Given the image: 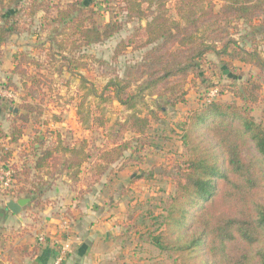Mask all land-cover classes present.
Returning <instances> with one entry per match:
<instances>
[{
	"label": "trees",
	"instance_id": "16d2710c",
	"mask_svg": "<svg viewBox=\"0 0 264 264\" xmlns=\"http://www.w3.org/2000/svg\"><path fill=\"white\" fill-rule=\"evenodd\" d=\"M110 2L101 5L109 10ZM116 7L140 25L116 46L112 60L116 62L130 48L145 51L137 66L142 83L130 91V82L118 76L110 79L105 87L108 95L99 105L116 101L129 112L110 131L106 119L97 117L91 125V114L82 112L92 91L77 107L83 129L92 130L97 124L105 132L107 142L99 157L105 165L96 167L97 175L126 159L142 158V153L152 147L149 131L153 122L167 107L187 102V82L192 74H198L208 55H216L227 70L239 61L264 72V58L259 52L241 47L229 35L234 22L242 21L252 29L264 28V0H121ZM97 8L95 3L85 6L82 0H0V48L38 18L43 30L51 28L48 55L61 57L63 65L58 73L73 75L87 70L92 56L85 50L111 40L125 24L118 12L99 23ZM24 18L32 21L27 23ZM143 20L147 21L145 27L141 25ZM31 57L26 53L15 55L17 63L11 73L21 78L25 96L18 105L23 112L11 118L8 135L0 131V138H9V147L0 145V165L12 166L15 186L21 182L28 185L22 192L32 199L31 206L41 208L46 192L59 178L60 167L72 171L69 176L76 182L81 166L92 157L84 152L86 144L71 147L60 133L48 146L45 140L32 145L29 154L33 160L25 158L24 147L19 152L12 148L28 136L31 123H41L45 111L40 93L47 88L43 82L47 76L40 74L41 62ZM32 65L39 69L36 75L30 73ZM242 78L238 75L235 79H240V84L233 82L227 87L234 100H208L179 123L186 160L172 173L174 191L153 238L155 246L174 259V264H264V120L251 113L252 107L264 105V88ZM10 87L19 90L8 77L3 88ZM157 89L163 102L159 111H138L146 94L152 95ZM5 103L3 110L13 114L11 109L17 103ZM56 121L61 122V118ZM251 145L255 153L246 155ZM15 152L23 162L20 168L9 163Z\"/></svg>",
	"mask_w": 264,
	"mask_h": 264
},
{
	"label": "rangeland",
	"instance_id": "374dc122",
	"mask_svg": "<svg viewBox=\"0 0 264 264\" xmlns=\"http://www.w3.org/2000/svg\"><path fill=\"white\" fill-rule=\"evenodd\" d=\"M55 1L57 2V0ZM104 1L106 0H82L85 6L92 3L98 6L97 10L100 12L98 21L101 24L112 18L119 11L116 5L118 1L121 2V0H111L109 4L111 8L105 10L106 8H103V5H101ZM124 15L118 12V18L125 22L123 30L103 44L88 47L85 53L92 56L87 62L89 67L87 70H79L73 75L65 71L62 75L58 73L60 66L63 65L61 57L51 58L48 55L49 45H47V40L49 35H51V28L46 27L43 30L39 22L25 25L22 35L12 37L0 48V92L14 95V98L10 100L15 101L16 105L21 101V97L25 96V92L20 83L21 78L13 76L11 73L17 63L15 55L26 53L30 57L32 56L31 58H34L35 61H40L43 67L40 70V74L47 76L46 79H43L47 88L40 93L41 98H44L42 105L45 109L44 115L40 120L41 123L37 125L31 123L27 130L28 136L23 140V143L16 146L17 149L19 147L26 149L25 158L28 157L32 145L40 140H45L46 144L49 145V143L55 140L56 135L59 133L58 131H63V135L65 136L63 138L66 143L78 145L83 143L84 140L86 142L89 141L88 144L93 150L104 147L107 142V139L104 137L105 132L100 130L96 126L97 124L94 125V129L87 130L83 129L81 124L78 123L77 107L84 95L89 91H92V95L88 98L82 112L91 114L90 124L93 122V119L103 117L107 121V131H110L115 123L126 119L129 112L118 102L112 101L99 105L102 97L104 98L108 95L105 92L106 85L115 76L130 82L132 84L130 91H135L137 86L142 83L137 66L141 63L145 51H137L130 48L116 62L112 60L116 46L122 40L131 36L140 25L138 20H130L124 17ZM146 23L147 21L143 20L141 25L145 27ZM256 23L258 25L260 21H256ZM28 32L38 35V38L32 37ZM229 35L241 47L256 50L264 58V28L252 29L242 21L234 22L229 30ZM253 36H256V41H252ZM30 45H39V48L33 50L30 48ZM64 54H67V52H64ZM224 59L228 60L227 58ZM233 65L234 68L232 70H227L216 55H208L205 58L204 64L199 67L198 74H192L187 82V102L175 108L167 107L164 112L159 113V120L153 122L152 128L149 131V141L152 143V147L142 153V158H135L137 159L135 161L136 164L131 169L129 175L134 173L137 176L141 175L142 171H148L147 173L151 177L156 176L158 179V182L154 184L155 188L158 189V195H153V204L146 208V210H152L155 214V229L159 228L158 225L162 221L166 201L174 191L172 173L178 164L186 160V151L182 144L179 123L183 122L191 111L199 108L208 100L214 98L224 102L234 100L233 95L227 90V87L233 82L240 84L241 80L235 79L238 75L243 76L242 81L251 79L261 84L264 88V72L239 61H234ZM30 67L31 75H36L39 72L37 66L32 65ZM80 76L84 80L80 79ZM8 77L13 78L15 84L19 87L18 91L12 87L9 88L10 90L3 88L7 84ZM159 93L160 89L152 92V95H149L148 92L143 103L137 106V110L143 114H146L148 111L158 112L159 107L163 104ZM5 100L7 99L2 100L0 98L2 104L5 103ZM10 100L8 99L7 101ZM238 102L240 103V101ZM4 112V115L0 118V124L2 127H10L13 114L5 110ZM251 113L256 119L264 120V105L252 107ZM56 118H61V122H57ZM34 130L37 132H34ZM249 153H255L253 145L246 152V155ZM155 169H160L157 175H155ZM1 191L7 192L0 188ZM167 257L169 262L166 264H174V259L168 255Z\"/></svg>",
	"mask_w": 264,
	"mask_h": 264
},
{
	"label": "crops",
	"instance_id": "0c3cea01",
	"mask_svg": "<svg viewBox=\"0 0 264 264\" xmlns=\"http://www.w3.org/2000/svg\"><path fill=\"white\" fill-rule=\"evenodd\" d=\"M23 21L29 23L32 20L24 18ZM38 22L35 18L34 23ZM30 35L38 38L36 34ZM30 48L36 50L39 45H30ZM53 48L57 50L56 46ZM5 106L6 103L0 102V118ZM22 112L19 109V113ZM0 128L8 135L10 127ZM58 132L65 141L63 131ZM8 140L0 138V145L9 147ZM88 143L84 140L78 145L68 142L71 147L86 144L84 152L92 158L81 166L76 182L69 176L72 171L61 166L59 178L43 198V207L34 208L31 202L18 218L6 203L11 199L27 198L22 191L29 186L21 182L11 191L0 192V264H52L58 251L66 245L69 251L64 264L169 262L167 254L153 241L157 233L155 214L146 210L153 204V195H158L154 185L158 182L157 177H151L148 171L129 175L136 163L128 159L112 165L109 172L97 175L96 167L105 165L99 159L102 148L93 150ZM16 146H12L15 151ZM17 152L9 163L20 168L23 162L18 161ZM130 156L128 153L127 157ZM68 157H63V162ZM27 158L34 159L32 154ZM40 237H44L45 242H40Z\"/></svg>",
	"mask_w": 264,
	"mask_h": 264
},
{
	"label": "built area",
	"instance_id": "2783aa9c",
	"mask_svg": "<svg viewBox=\"0 0 264 264\" xmlns=\"http://www.w3.org/2000/svg\"><path fill=\"white\" fill-rule=\"evenodd\" d=\"M0 98L1 99H13L14 95L11 93H2L0 92ZM22 148L19 147L18 151H20ZM16 174V171L12 168V166H1L0 167V188H2L4 191H11L15 187V180L14 175ZM40 242H45L44 237L39 238ZM69 251V246H63L55 256L52 264H64L67 253Z\"/></svg>",
	"mask_w": 264,
	"mask_h": 264
},
{
	"label": "water",
	"instance_id": "95a60500",
	"mask_svg": "<svg viewBox=\"0 0 264 264\" xmlns=\"http://www.w3.org/2000/svg\"><path fill=\"white\" fill-rule=\"evenodd\" d=\"M19 106L16 105L11 110L13 111V115L16 116L19 113ZM158 170H156V173H158ZM32 202V199L30 198H22L19 200L11 199L6 203V207L18 218H21V215L30 203Z\"/></svg>",
	"mask_w": 264,
	"mask_h": 264
}]
</instances>
